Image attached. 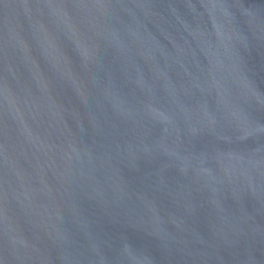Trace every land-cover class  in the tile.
<instances>
[{
    "label": "water",
    "instance_id": "1",
    "mask_svg": "<svg viewBox=\"0 0 264 264\" xmlns=\"http://www.w3.org/2000/svg\"><path fill=\"white\" fill-rule=\"evenodd\" d=\"M0 264H264V0H0Z\"/></svg>",
    "mask_w": 264,
    "mask_h": 264
}]
</instances>
